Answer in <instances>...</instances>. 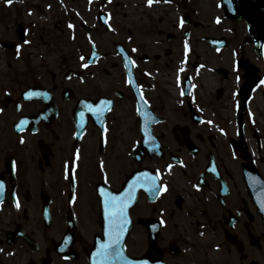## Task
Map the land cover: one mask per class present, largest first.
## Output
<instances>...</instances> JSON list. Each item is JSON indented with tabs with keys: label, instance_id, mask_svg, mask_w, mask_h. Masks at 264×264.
<instances>
[{
	"label": "flooded vegetation",
	"instance_id": "obj_1",
	"mask_svg": "<svg viewBox=\"0 0 264 264\" xmlns=\"http://www.w3.org/2000/svg\"><path fill=\"white\" fill-rule=\"evenodd\" d=\"M0 52V264H264V0H0Z\"/></svg>",
	"mask_w": 264,
	"mask_h": 264
},
{
	"label": "water",
	"instance_id": "obj_2",
	"mask_svg": "<svg viewBox=\"0 0 264 264\" xmlns=\"http://www.w3.org/2000/svg\"><path fill=\"white\" fill-rule=\"evenodd\" d=\"M254 172L252 176L246 177L247 181L249 183H252L254 187V197L256 198L259 210L262 214V218L264 221V179L260 175L259 171L253 168ZM125 234L121 235V241L116 242L115 244L111 243L110 241H106L104 245L101 246V249H104L105 245H109V251L108 252H115L113 256V263H124L123 259L124 256V239H125ZM122 258V259H121Z\"/></svg>",
	"mask_w": 264,
	"mask_h": 264
},
{
	"label": "snow or ice",
	"instance_id": "obj_3",
	"mask_svg": "<svg viewBox=\"0 0 264 264\" xmlns=\"http://www.w3.org/2000/svg\"><path fill=\"white\" fill-rule=\"evenodd\" d=\"M7 3L11 4L13 2V0H6ZM149 5H151L153 3V0H148ZM69 27H72V25H69ZM264 83V82H262ZM123 200V197L120 198V201L117 200L116 197L114 196H109L107 198V200L105 201V206L106 208H110L112 209V211H110L108 213V215L110 216L111 219H118L120 217L123 216V204L121 203V201ZM120 228L123 227V225H119ZM119 239V233L116 234L115 240L113 241V243H115L116 241H118ZM109 251V245H105L104 249H103V254H107Z\"/></svg>",
	"mask_w": 264,
	"mask_h": 264
},
{
	"label": "rangeland",
	"instance_id": "obj_4",
	"mask_svg": "<svg viewBox=\"0 0 264 264\" xmlns=\"http://www.w3.org/2000/svg\"><path fill=\"white\" fill-rule=\"evenodd\" d=\"M0 55H3V53L0 52ZM259 110H260V112L263 114V112H264V108H263V109L259 108ZM259 122H260V121H259Z\"/></svg>",
	"mask_w": 264,
	"mask_h": 264
}]
</instances>
